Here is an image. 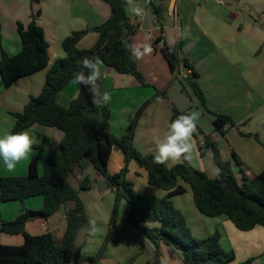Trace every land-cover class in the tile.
<instances>
[{"label": "trees", "instance_id": "1", "mask_svg": "<svg viewBox=\"0 0 264 264\" xmlns=\"http://www.w3.org/2000/svg\"><path fill=\"white\" fill-rule=\"evenodd\" d=\"M102 1L110 6V17L100 26L71 32L62 41L65 56L57 58L51 66L45 31L35 20L27 27L18 22L22 49L14 56L4 50L0 33V77L5 88L9 89L18 80L48 69L41 93L31 96L21 112L13 113L16 122L11 132L26 130L34 124L64 132L62 141L44 161L42 174L38 157H34L30 160L27 176L0 178V206L11 201L24 203L25 199L36 196L44 198L42 209H23L12 221H4L0 215V236L7 233L22 234L24 237L21 245H5L0 240V264H84L85 261L97 264L105 244L95 257H85L81 246L76 245L81 228L88 222L79 190L91 189L93 180L86 176L79 188H75L69 179L83 169L84 163L92 165L97 178L107 180L116 191L109 237L116 223L120 201L124 199L130 206V224L139 236L147 239L155 248L153 258L146 264H160L162 243L179 251L183 264H229L235 260V253L221 247L219 233L205 238L195 237L183 213L171 199L186 192L183 181L190 186L195 206L202 215L225 216L241 231L264 227V170L252 178L243 175L239 184L231 163L222 159L217 143L208 136L201 140L203 144L198 142V148L201 155L209 150L213 152L219 168L215 178L208 177L206 172L193 168L190 162L184 160L172 167L157 164L154 153L143 154L134 145L136 121L129 132L122 136L114 135L100 124V108L92 105L91 93L86 87L79 85L77 96L68 106L58 102L59 93L81 70L79 61L84 57L98 56L106 66L118 73L134 76L142 86L149 85L138 69L137 60L131 57L125 45V41L130 42V37L138 31L139 23L134 24L127 17L124 0ZM90 32L98 34L96 42L90 48H80V41ZM161 40L162 37L154 42V48L156 42ZM181 49V42L176 46L164 43L161 51L173 73H179L180 68L184 67L185 80L202 107L208 109L206 95L198 83L199 73L190 60L182 56ZM97 83L99 85V80ZM99 87L104 91L101 85ZM157 92L159 96L166 97L164 90ZM154 98L146 101L143 107L146 108ZM173 113L174 118L183 114L177 108L173 109ZM213 115V124L222 134L235 126L231 116L223 113ZM197 130L201 131L198 126ZM194 136L197 137L196 133ZM114 149L122 153L124 165L119 172L111 174L108 165ZM232 155L238 166L243 164L235 151ZM131 162L145 171L150 186L161 189L165 195L149 196L137 192L134 183L127 179ZM68 203H72V206L67 210V226L61 238L52 232L31 235L26 231L27 222L47 220ZM252 261L253 258H249L239 264H251Z\"/></svg>", "mask_w": 264, "mask_h": 264}, {"label": "crops", "instance_id": "2", "mask_svg": "<svg viewBox=\"0 0 264 264\" xmlns=\"http://www.w3.org/2000/svg\"><path fill=\"white\" fill-rule=\"evenodd\" d=\"M87 2L86 6L90 11H93L98 19V23L100 22L103 24L111 15V8L108 5H103L100 3L99 0H85ZM237 6H233L229 3H221V0H145V3H140V0L137 2L145 8L146 13L143 19H139L136 17L129 16L128 11L126 9V13L129 19H135V22L138 21L139 28L138 31L130 37V43L138 44V43H149L153 47L154 51L151 55L145 56L140 60H137V65L139 71L145 77L148 86H142L134 76L130 74H122L118 73L114 69L106 66L104 63L101 66V77L99 79V85L107 91H109L112 95L111 103L113 100L116 102V105L122 104L126 105L129 108H138L142 105L145 100L150 99L155 91H163L161 90L164 88L166 90L165 96L170 99L173 106L175 105L180 112L189 113L188 106H186L184 97L180 93V101L182 104L178 103V100L171 98L169 95L171 93L172 88L175 86L176 82L174 79L171 81L172 78L182 80L183 76H186V70L184 67L179 71V73H173L169 66V63L161 51L164 43L169 46H176L178 43H182L181 53L183 57H186L190 60V62L194 65L196 70L199 73L198 83L201 86L202 90L204 91L207 103L211 107V96L216 95L217 90L221 89L218 85L219 80H215L218 77H224V71L228 76L232 77V74L235 77L236 82H243L247 83L246 80L243 78L245 73H237L232 68L234 67L231 58L226 54V51L223 50L221 44L218 42V38L220 37L224 43H226L229 49H233L235 46V42L239 40L241 36H245V34H249L253 42L256 46L262 44L264 42V38L260 31L264 34V29H217L219 23H224L230 26V24L239 17V14L231 9L232 8H239L238 1L234 0ZM104 2V1H102ZM153 6V7H152ZM95 10V11H94ZM164 15V16H163ZM134 22V23H135ZM100 24V25H101ZM97 24L96 26H98ZM254 28V27H252ZM82 30V29H80ZM245 31L247 33H245ZM251 31V32H249ZM213 33V34H212ZM214 33L217 34V37L214 36ZM94 34V35H91ZM232 34V37H231ZM90 36L93 41V45L98 38V34L96 32L87 34L79 43V47L82 49H86L84 46L85 40ZM247 36V35H246ZM162 37L163 40L160 42H156V48H154V42ZM264 37V36H263ZM20 38V36H19ZM21 41V39H20ZM91 47V46H90ZM89 47V48H90ZM22 49V43L20 45L18 41L17 52L9 54L14 56ZM217 52H220L218 57ZM65 54V52H64ZM65 55L62 54H55L52 56V64L57 58L64 57ZM1 57V55H0ZM51 63V62H50ZM52 64H49L50 66ZM225 69L224 71L221 69ZM48 69H44L34 75L29 77L23 78L18 80L21 82L22 80L25 82L28 92V97L30 99V93H35V89H29L36 85V83H40L43 81V74L46 78V73ZM208 71H211L214 74L211 77L205 79V73L210 74ZM183 75V76H182ZM39 78V79H38ZM209 82L213 83L211 88H208ZM235 79L232 78L230 84L235 82ZM29 80V81H28ZM170 81V82H169ZM18 82V83H19ZM45 82V81H44ZM167 83H169L167 85ZM167 85V86H166ZM14 86V85H13ZM12 86V87H13ZM44 86V85H43ZM42 86V88H43ZM9 89L5 88L0 77V96H5L7 92L12 88ZM42 90V89H41ZM164 90V91H165ZM34 91V92H32ZM79 91V85H74L71 82L66 86V88L61 91L58 95V102L59 99L63 96L64 101L66 103L65 106H68L70 101L74 99ZM221 91V90H220ZM219 91V92H220ZM249 93V90L246 89ZM211 93V94H210ZM191 94V93H190ZM169 96V97H168ZM179 97V96H178ZM194 100V99H193ZM12 105V102H9ZM111 103L104 108H100V124L109 130L114 135H125L123 131L126 128H123L118 122L113 123V116H112V106ZM140 103V104H139ZM233 101H229V105L231 106L229 112L230 115H233L232 112ZM259 104L261 102H258ZM263 103V102H262ZM27 103L25 100L23 101L22 107L24 109ZM158 100H154L149 106H147L140 116L139 119V126L143 123L146 125V134L144 135V139L147 143H152L153 150H148L147 153H154L157 143L163 140L168 125L170 124L171 117H172V105L168 108L162 107L159 105ZM139 105V106H138ZM214 110H219L216 106H213ZM132 108V110L134 109ZM12 109V108H10ZM15 109V108H13ZM17 109V108H16ZM13 110L6 111L0 108V136L5 133L11 132L16 122V118L11 114ZM15 111V110H14ZM224 110L220 109L219 112ZM231 111V112H230ZM17 112V111H15ZM225 112V111H224ZM233 113V114H232ZM39 127L43 128H52L49 131H46L44 136H47V132L52 134V146L44 156V161L50 157L59 143L62 141L64 137V132L58 128L48 127L40 124H34L30 128L26 130L34 131L37 130ZM142 127V131H143ZM124 129V130H123ZM42 134L44 130L41 129ZM140 127L136 128V135L134 138L135 145L137 142V137L139 134ZM41 134V135H42ZM212 136V137H211ZM211 140L215 141V135H211ZM227 142L229 143L230 150L234 149L238 156L240 157L243 164L239 165L240 174H236L237 180L241 175V181L239 184L242 183V176L246 175L250 178L254 177L255 175L259 174L264 170V141H254L245 139L241 135L235 134L232 130L230 133L225 135ZM194 148V147H193ZM231 150V151H232ZM144 151V150H143ZM153 151V152H152ZM194 153V149L192 150ZM143 153V152H142ZM206 156L212 157L210 150L206 153ZM37 155L34 151L31 153L28 159L21 161L17 167L13 171H8L3 162L0 161V178L1 177H11V176H26L29 172V163L30 160ZM39 160V171L40 174L43 173L40 158ZM181 161L176 162V164L180 163ZM231 163V162H230ZM42 164V166H41ZM88 163L83 164V169L78 170L76 174H83L84 168ZM124 165L123 155L119 149H114L110 159H109V173L115 174L120 171V169ZM167 165V164H166ZM201 165L202 169L200 171L206 172V168L204 166V162L201 158ZM41 166V167H40ZM90 166V165H88ZM92 166V165H91ZM169 166V165H167ZM170 167V166H169ZM172 167V166H171ZM90 170V178L93 180L91 190H94L97 183L100 179L97 178L96 170L92 171L91 168L88 167ZM41 169V170H40ZM234 170V169H233ZM219 172L218 167L213 168V172L208 177L213 178ZM236 173V171L234 170ZM207 173V172H206ZM77 181V180H76ZM184 183V182H183ZM83 196L85 201L89 203V207L93 206V208L99 209V213L101 215V227L104 226V234L108 229H110V220L112 217V210L116 200V191L113 186L110 185L106 187L104 191H84ZM187 192V191H186ZM90 194L92 197H90ZM82 196V197H83ZM89 196V197H86ZM33 198V197H32ZM28 198L24 200L22 203L23 209H31L34 210L35 205L42 206L44 203V198L32 199ZM91 202L89 199H91ZM87 199V200H86ZM84 201V200H83ZM15 202V201H11ZM124 202L128 204L126 200L120 201V206H124ZM9 203V202H6ZM195 203V202H194ZM4 204V203H3ZM8 208L7 215L4 219L12 220L16 215L19 213L20 208L17 205L13 207H8L10 205H6ZM65 206V205H64ZM72 206V203H68L67 209H63V205L60 209L49 219H36L26 223V231L31 235H40L46 232H52L57 238H61L66 230L67 226V210ZM129 206V204H128ZM196 207V206H195ZM14 208V211L11 209ZM127 208V207H126ZM130 208V206H129ZM19 209V210H18ZM197 209V208H196ZM130 210V209H129ZM129 210L126 209V215H129ZM22 211V210H21ZM98 211V210H97ZM199 212V211H198ZM200 213V212H199ZM201 214V213H200ZM11 217V218H9ZM195 217V214H194ZM218 220H221V225L225 226L228 231H230V235L232 239H234L235 243L231 245L233 247L234 252H236L235 247H239L241 249L240 257L236 253L235 260L229 264H239L248 258H253L251 264H264V259L259 261V258H264V227L256 226L254 229L250 231H241L236 228V226L228 220L225 216H219ZM224 218V219H223ZM120 219H123V215L119 213L117 215L116 224L113 228V232L109 243L106 247L105 252H103L102 256L97 260V264H146L148 260L152 259L155 254L154 246L144 237L139 236L138 232L133 228L130 224L128 218L123 223H121ZM230 221L233 225L228 223ZM203 220V219H201ZM217 225V223H215ZM82 229V228H81ZM81 231V230H80ZM194 232V231H193ZM2 233L0 236V240L5 245H21L24 242V237L21 234H7L12 237H3ZM101 235V233L99 234ZM198 235V234H197ZM79 236H77L78 238ZM199 237V235H198ZM77 240V239H76ZM87 240H93L92 236H89L86 241H84L81 245L82 253L85 257H95L99 254L98 250L102 242H99L97 246L94 248L87 247ZM99 246V247H98ZM98 247V249H97ZM259 248L262 250L260 252H256ZM97 251V252H96ZM160 264H183L181 254L179 251L174 249L173 247L167 246L165 244H160ZM84 264H93L90 261H85Z\"/></svg>", "mask_w": 264, "mask_h": 264}, {"label": "rangeland", "instance_id": "3", "mask_svg": "<svg viewBox=\"0 0 264 264\" xmlns=\"http://www.w3.org/2000/svg\"><path fill=\"white\" fill-rule=\"evenodd\" d=\"M99 1L100 3H103V5H106L108 7V4L106 2H102V0ZM236 1H238L239 8H235V7L232 8L231 6L229 7L234 11H236L239 14V17L233 20L230 26L224 23H219L217 29H227V30L228 29H264V0H236ZM140 3L144 4L145 0H140ZM86 4L87 2L85 0H40L39 2L33 0H0V29H1L0 33L2 35V45L4 50L9 54L17 52L16 50L18 47V41L21 45V41L18 33V22H21L25 27H27V25L32 20H35L36 23L42 26L45 31L46 40L49 43V54H50V62H51L50 64H52V56L54 55V53L65 55L64 50L62 48V41L64 38L70 35L71 32L80 29L94 28L96 27L97 24H99L98 26H100L101 23L100 22L98 23L96 14L93 11H90L86 6ZM38 10L41 11L40 15H38ZM131 22L134 23L135 19L134 20L132 19ZM134 24H138V21H136ZM245 33L247 32L245 31ZM260 33L262 35V38H264L263 37L264 34L262 33V31H260ZM214 36L217 37V34L214 33ZM217 38H218L217 39L218 42L221 44L223 50L226 51V54L229 56V58L233 59L232 62L234 67L232 69L239 74L246 72L245 73L246 75L244 76L242 74L241 75L243 76V78L246 80L247 83L245 84L243 82L241 83L236 82V79L235 77H233L234 76L233 74L232 77L228 76L224 71L225 69L220 68L221 70L224 71V77H218L215 79V80H219L218 85L215 86H219V88L221 89L217 90L216 95H210L211 104H212L211 107L208 104V109L210 111L202 107L199 99L195 96L192 88L189 86L183 75H182L183 76L182 80L175 78L171 79V81L174 79L176 84L172 88L169 96L171 98H174L175 100H178L179 104H182L179 99L181 93L184 97L186 106H188V110H190L189 113L193 111H197L200 113V118L197 122V126L201 131L197 130L195 132L197 137L194 136L192 141L194 147L193 148L194 153L193 151L191 152V160H190L191 166L198 170L202 169L203 168L201 165V158H202V161L204 162V166L206 168V172H207L206 174H208L209 176L211 175V172H213V168L218 167L216 165L213 152L211 150L210 153L212 157H209L206 156V154L201 155L198 148V142L201 141L204 136L209 137L211 135L213 136L215 135L216 137L215 142L217 143V146L220 150L222 159L224 161L231 162L232 168L236 171L235 175L236 174L239 175L241 171L232 155L234 149L233 150L231 149L232 151L230 150L229 143L227 142L225 135L226 134L228 135L232 130L235 134L241 135L245 139L246 138L248 140L252 139L256 142L258 141L262 142V140L264 141V42L256 46V44L251 39L250 35L245 34V36H241L239 40L235 42L236 47L233 46V49L230 50L228 45L224 43L223 40L220 39V37ZM83 45L86 46V48L92 46L93 45L92 38L88 36V38L85 40ZM217 55L219 57L220 52H217ZM182 69L183 68L181 67L180 70ZM208 72L210 74L205 73L204 75L205 79L208 77H211L210 79H212L215 73H212L211 71ZM232 78L235 79V82L230 84ZM210 79H208V85H206L208 88L214 86L212 85L213 83L209 82ZM42 80L43 81H41V83L39 80V83H36V85L29 88V89H35V93H30L31 95L37 96L41 93L42 86L45 83L44 74ZM18 82L19 81H17L14 84V86L7 92L5 96L2 95L0 96V108L6 111L13 110L11 114L15 113V111L21 112L23 110L22 107L23 101L25 100L26 103H28L29 101V97L27 96L28 95L27 87L29 86L26 85L23 80L19 83ZM168 84L169 83H167V85ZM184 86L186 89H184ZM246 89L249 90V93L246 91ZM161 90H165V89L162 88ZM152 95L153 96L151 98L153 97L155 98L152 99L151 102H149L148 106L151 103H153L154 100H158V103H160L159 105L162 107L168 108L169 104L172 105V110H171L172 113H173V109L177 108L175 105L173 106L169 98L167 97L163 98L162 96H159L157 91H155ZM148 100L149 99L145 100V102ZM231 100L233 101L232 105L234 106L233 107L234 110L232 111L234 112V114L232 113L233 115H230L231 113L230 114L227 113L231 109L230 108L231 106L228 104L229 101ZM9 102H12V105H10ZM145 102H143L142 105L140 106L138 105L139 106L138 108H134L133 106H131L132 108H134L133 110L132 108L127 107L126 105H122V104L116 105V102L114 100L111 103V106L113 108L112 110L113 123L118 122L123 128H126L125 131H123L125 132L123 134H127L129 132L130 127L134 121H136V128L140 127L136 142L137 145H135V143L134 145L141 153L143 152V154L147 153L148 150L151 149L153 150V148L151 147L152 143H147L144 139V135L146 134L147 131L146 125L142 123L139 126L140 116L145 110V108L143 107ZM258 102L261 103L259 104ZM59 103L63 106L66 105L63 96L59 99ZM213 106H216L219 110L222 109L225 112L224 111L219 112V110L216 111L214 110L215 108ZM182 113L184 114V112ZM213 113H223L231 116L235 122V126L227 129L225 134H222V132L216 130L213 124V119H214ZM174 119L175 118L173 113L171 120ZM142 127H144L143 131H142ZM136 128H135L134 138L136 135ZM41 129H46L44 130L43 134ZM47 129L50 130L52 128L39 127L37 130L34 131L29 130L36 140V144L34 145L33 151L37 155V157L40 158L41 163L44 162L43 158L44 156H46V154H48L52 146V134H49V132H47L46 134L47 136H44L45 132L49 131ZM240 132L243 134H241ZM116 136H122V135H116ZM211 137L209 138L211 139ZM180 161L182 162V160ZM88 165L90 164H86L83 174L80 175L74 174L73 176L70 177L69 180L75 188H79V184L84 177L86 176L90 177L89 175L90 170L88 167L91 168V174L92 171H94L93 166L91 165L88 166ZM238 177H239L238 181L240 182L241 175ZM213 178H215V176ZM127 179L134 183L135 190L141 194L149 195V196L155 195L159 197L165 195V192L162 191L161 189L150 186L148 184L145 171L140 169L135 162H131L129 164ZM183 184L185 185L187 192L180 195H176L171 200L175 205V207L178 208L183 213L187 221V224L192 231V234L197 238H205L215 233H219L221 247L225 251L234 252L235 249L233 250L231 241L232 243H235V241L234 239H232V236L230 235V231H228L224 225L223 226L221 225V220H218L219 218L222 217H206L200 214L195 207L194 198L190 186L186 183ZM93 189L94 190L91 189L79 190L80 191L79 197L82 201L84 200L83 203L86 209L88 221L89 219H95L97 221V231L95 235H89L87 231H82V229L87 228L88 225L87 222V224L82 227L81 231L78 234L79 237L76 240V245L81 246L82 243L86 241V239L89 236H92L93 240H87L88 243L87 247L94 248L95 246L98 245L99 242H102L100 247L98 246L99 247L98 252H100L101 248L104 247V244L105 247L103 252H105L106 247L111 238V236L109 237V229L104 234H102L105 228L104 226L101 227V224L99 223L102 220L101 215L99 213L100 212L99 209L93 208V206L89 207V203H87V201L83 199L84 198L83 194L87 193L84 191H99L98 184ZM90 197L93 198L91 194ZM38 198L43 199V196H36L33 197L32 199H38ZM92 198L89 199L90 202ZM6 205H10L8 206L10 208L17 205V207L20 208L19 213L12 220L17 218L22 213L21 210H23V208H21L22 207L21 201L4 203L0 206V215L4 221H12V220L4 219V217L10 216L7 215L8 208H6L7 207ZM64 205H63V209L64 207L65 209H67L68 204H64ZM42 207L43 205L42 206L35 205L34 210H40L42 209ZM126 209L127 210L130 209L126 202H124L123 207H119L118 209V213L120 210V214L123 215V219H120L121 223L127 220L129 216L126 215ZM113 210H112V214H113ZM11 211H14V208H12ZM215 223H217V225ZM228 223L233 225L230 221H228ZM100 233L101 235H99ZM197 234L199 235V237ZM3 235H4L3 237H12L7 234H3ZM235 244L237 246V243ZM235 248H236V252H234L235 256L237 253L238 256L240 257L241 249L239 247H235ZM261 250L262 249L259 248L256 252H260ZM259 259H260L259 261H262L264 258H259Z\"/></svg>", "mask_w": 264, "mask_h": 264}, {"label": "clouds", "instance_id": "4", "mask_svg": "<svg viewBox=\"0 0 264 264\" xmlns=\"http://www.w3.org/2000/svg\"><path fill=\"white\" fill-rule=\"evenodd\" d=\"M127 11L143 19L146 10L137 0H124ZM134 60H140L151 55L154 51L149 43L126 44ZM103 61L98 57H84L79 61L80 71L76 72L71 81L74 85L84 86L91 93V103L94 107L104 108L111 103L112 95L109 91H101L98 80L101 78V66ZM200 113L193 111L187 114L178 115L168 125L167 132L156 145L154 161L157 164H167L175 166L180 160H191L193 150V138L197 131V122ZM36 140L29 130L19 132H9L0 136V161L8 171H13L17 165L28 159L34 150ZM89 235H95L97 231V221L89 219L86 229Z\"/></svg>", "mask_w": 264, "mask_h": 264}, {"label": "water", "instance_id": "5", "mask_svg": "<svg viewBox=\"0 0 264 264\" xmlns=\"http://www.w3.org/2000/svg\"><path fill=\"white\" fill-rule=\"evenodd\" d=\"M225 3H229L233 6H237L234 0H223ZM130 43L129 41H125V45ZM99 191H104L106 187L109 186V182L107 180H100L98 183Z\"/></svg>", "mask_w": 264, "mask_h": 264}, {"label": "built area", "instance_id": "6", "mask_svg": "<svg viewBox=\"0 0 264 264\" xmlns=\"http://www.w3.org/2000/svg\"><path fill=\"white\" fill-rule=\"evenodd\" d=\"M221 3H224V1H223V0H221ZM201 143L203 144V141H201Z\"/></svg>", "mask_w": 264, "mask_h": 264}]
</instances>
